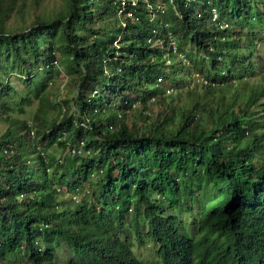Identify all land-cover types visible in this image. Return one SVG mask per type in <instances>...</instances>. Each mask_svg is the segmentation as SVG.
<instances>
[{"label": "trees", "instance_id": "1", "mask_svg": "<svg viewBox=\"0 0 264 264\" xmlns=\"http://www.w3.org/2000/svg\"><path fill=\"white\" fill-rule=\"evenodd\" d=\"M43 1L0 0V264H264V0Z\"/></svg>", "mask_w": 264, "mask_h": 264}, {"label": "rangeland", "instance_id": "2", "mask_svg": "<svg viewBox=\"0 0 264 264\" xmlns=\"http://www.w3.org/2000/svg\"><path fill=\"white\" fill-rule=\"evenodd\" d=\"M63 1L64 0H44L42 3H40L41 5L37 8L34 9L33 7H31L29 10H27V14H26V19L27 21H29V19L35 14V12L40 13V12H44V13H50L53 12L56 9H59L62 5H63ZM170 10H172V8H169ZM264 9V6H263ZM169 12V11H168ZM171 13V12H169ZM217 15V13H216ZM158 16V12L156 11L155 8H151V6L149 5V9L147 12L141 14V18L143 20H147V19H152L154 17ZM241 20V18H239ZM16 19H14V17H12V19L8 20V24H12L13 26L17 25V22L15 21ZM22 20L18 19V24L21 22ZM263 45H264V41H263ZM66 79V76L64 75V73H61L58 78L56 77V82H54V84L51 85L50 89L53 90L55 93L62 91L63 87L65 86L64 81ZM164 84L167 83V81L163 82ZM17 86L19 89H23L22 85L20 83H17ZM171 93H167L168 96H171ZM133 243L131 245L135 255L142 261V262H146L149 259H151V255H150V250H148V245L146 244L145 246H141L139 244ZM150 246H152V244H150Z\"/></svg>", "mask_w": 264, "mask_h": 264}, {"label": "built area", "instance_id": "3", "mask_svg": "<svg viewBox=\"0 0 264 264\" xmlns=\"http://www.w3.org/2000/svg\"><path fill=\"white\" fill-rule=\"evenodd\" d=\"M126 3H130L132 6H135L137 4V0H121V7L119 9V11H123V9H125L126 7ZM214 14H213V17H216V12H215V9L212 8ZM127 15H132V11L131 10H127L125 11ZM173 47L174 49L176 48V44L173 43Z\"/></svg>", "mask_w": 264, "mask_h": 264}]
</instances>
